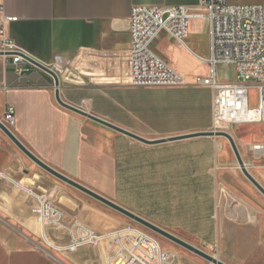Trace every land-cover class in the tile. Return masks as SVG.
Returning <instances> with one entry per match:
<instances>
[{"label":"crops","instance_id":"1","mask_svg":"<svg viewBox=\"0 0 264 264\" xmlns=\"http://www.w3.org/2000/svg\"><path fill=\"white\" fill-rule=\"evenodd\" d=\"M199 2L0 0L5 14L18 18L6 26L7 36L23 58L53 68L59 76L62 102L146 140L211 131L212 93L195 85L196 76H206L209 71L203 62L209 56V22L202 17L190 19L184 46L166 33L151 45L157 57L185 78L184 86L133 88L126 85L131 9L194 7ZM227 2L264 5V0ZM7 106L16 111V124L8 130L54 172L110 201H116L124 191L136 200L144 197L146 207L162 206V193L158 192L157 198L156 193L146 191L143 195L138 190H179L166 195L182 200L188 216L179 229L185 235L200 240L233 264H264L259 257L264 252V196L243 175L222 137L140 143L61 107L51 76L31 66L18 77L0 56L1 124ZM256 129L253 133L251 128L245 131L236 125L232 135L228 134L244 169L264 189V148L254 149L264 146V135ZM0 173L25 189L45 194L54 203L50 197L63 189L64 182L37 166L1 130ZM158 173H168L171 179L150 182V177ZM1 183L0 198L8 205L19 200L23 205L19 218L30 220L31 201L3 193ZM130 204L131 212H142Z\"/></svg>","mask_w":264,"mask_h":264},{"label":"built area","instance_id":"2","mask_svg":"<svg viewBox=\"0 0 264 264\" xmlns=\"http://www.w3.org/2000/svg\"><path fill=\"white\" fill-rule=\"evenodd\" d=\"M201 17L209 22V56L203 61L209 71L205 77H196L195 85L212 93L211 130L226 132L236 125L264 124V5L200 0L194 7H133L128 20L126 85L133 88L184 86L185 78L157 57L151 45L161 33H166L184 46L189 20ZM17 20L16 16L6 15L0 4V56L21 77L33 65L19 54L6 34V26ZM219 64L233 67L235 82L218 81L216 66ZM250 81L257 91L255 107L249 106ZM15 124V108L7 106L3 125L10 130ZM0 181L3 193L21 195L31 201L30 212L42 231L39 239L30 243L56 264H65L59 254L74 255L89 248L99 249L103 264H175L177 256L166 250L153 233L136 223L124 222L112 230H95L77 215L54 204L45 194L25 189L3 173Z\"/></svg>","mask_w":264,"mask_h":264},{"label":"rangeland","instance_id":"3","mask_svg":"<svg viewBox=\"0 0 264 264\" xmlns=\"http://www.w3.org/2000/svg\"><path fill=\"white\" fill-rule=\"evenodd\" d=\"M216 73L217 79L220 83L235 82L236 75L233 67L231 66L219 64L216 66ZM196 77H205V74H199ZM248 84L250 87L249 106L255 107L257 105V91L254 87L253 81H250ZM237 126L243 127L245 131L251 128L253 133L257 131V129L254 130L256 127L259 129V134L264 135V124L254 126ZM231 131L232 128L227 130L226 133H230L232 135ZM222 139L228 143L225 138ZM169 179L171 178L168 173H158L155 174V176L150 177V182L167 181ZM61 184L63 189L56 190L52 197H50L53 201H56V203H53L61 207L64 211L77 215L84 224L90 226L91 228L99 231H105L115 229L121 226L124 222H131L135 224V222L126 218L119 212L82 193L81 191L67 184ZM138 191L142 192L143 195H145L146 191L153 194L156 193L157 198V193L161 192V201H163L164 204L162 203V206L157 205V207H154V205L146 207L144 204V197L136 200L135 198H131L129 193L125 191L119 195L116 201L113 200L111 202L130 212L131 210L129 209V206L131 205L130 203H133L138 206L142 212L138 214L134 212L132 213L136 214L140 218L154 224L157 227L160 226L156 223L165 225L166 227L162 229L178 239L206 254H209L210 256L218 255L219 260L224 264H233L232 262L226 260L223 255L218 254L215 250L207 248L202 242H200V240H196L193 236L185 235V233L179 229L180 225L185 223L183 219L188 216V214L184 213L181 198L173 200L172 198L169 199L166 195V192L171 191L174 193L170 192L169 194H176V191L178 193L179 190L141 189ZM6 202L7 201L0 198V264H56L52 259L41 254L30 243V240L37 241L42 231L41 228L39 229V227L35 224V219L32 217L33 215H31L30 220L27 219L28 221H25L18 216V214L20 215L18 211L20 210V207L23 206L22 203L20 205L19 200L16 199L15 203L12 205H8ZM204 213L205 212L203 210V217L205 216ZM155 219L157 220L155 221ZM153 234L159 239L166 250L177 256L175 264H211L172 241L161 237L158 234ZM59 255H61L59 258L64 261L65 264H103L104 262L102 261L103 258L101 259L103 254L97 248L83 249L74 255ZM259 257L261 263L264 262V252L260 253ZM241 263L244 264L243 262Z\"/></svg>","mask_w":264,"mask_h":264},{"label":"water","instance_id":"4","mask_svg":"<svg viewBox=\"0 0 264 264\" xmlns=\"http://www.w3.org/2000/svg\"><path fill=\"white\" fill-rule=\"evenodd\" d=\"M25 59V58H24ZM26 61H28L30 64H32L33 66L39 68L40 70H42L43 72L47 73L49 76H51V78L53 79L54 82V88H55V98L57 103L75 113L78 114L80 116H83L95 123H98L100 125H103L111 130L116 131L119 134H122L128 138H131L135 141H138L140 143L146 144V145H155V144H160V143H168V142H173V141H178V140H182V139H188V138H193V137H222L225 138L233 153L234 156L238 162L239 168L241 169V172L243 173V175L259 190V192L264 196V189L262 187H260L255 180H253V178L246 172V170L244 169L243 163L241 161V158L239 156V153L237 151V148L235 146V143L232 139V137L226 133V132H213V131H209V132H202V133H197V134H192V135H188V136H181V137H174V138H168V139H162V140H146L136 134H133L131 132H128L126 130H123L119 127H116L104 120H101L100 118H97L89 113H86L74 106H71L69 104H66L64 102L61 101L60 97H59V77L58 75L52 71L51 69H49L46 66H43L37 62H34L32 60H28L25 59ZM0 130L3 132V134L5 136H7V138L9 140H11V142L23 153L25 154L31 161H33L37 166H39L41 169L45 170L47 173H49L50 175L54 176L55 178L59 179L60 181L66 183L67 185L81 191L82 193L92 197L93 199L101 202L102 204L110 207L111 209L119 212L120 214H122L123 216H125L126 218L130 219L131 221L135 222L136 224H138L139 226L160 235L161 237H164L170 241H172L173 243L185 248L186 250L196 254L197 256L203 258L204 260L208 261L211 264H224L222 263L220 260L214 258L213 256H210L209 254H206L200 250H198L197 248L185 243L184 241L178 239L177 237L173 236L172 234L168 233L167 231H165L164 229L155 226L154 224H151L150 222L140 218L139 216H137L136 214L114 204L113 202H111L110 200L94 193L93 191L84 188L82 186H80L79 184L61 176L60 174L54 172L53 170H51L50 168H48L47 166H45L43 163H41L39 160H37V158H35L31 153H29L15 138L14 136L11 134V132L3 125L0 123Z\"/></svg>","mask_w":264,"mask_h":264},{"label":"bare ground","instance_id":"5","mask_svg":"<svg viewBox=\"0 0 264 264\" xmlns=\"http://www.w3.org/2000/svg\"><path fill=\"white\" fill-rule=\"evenodd\" d=\"M214 258H216L215 256H213ZM217 259V258H216ZM219 260V259H218Z\"/></svg>","mask_w":264,"mask_h":264}]
</instances>
